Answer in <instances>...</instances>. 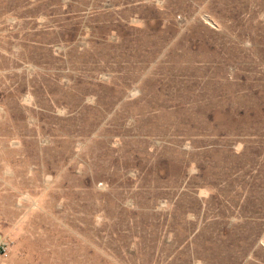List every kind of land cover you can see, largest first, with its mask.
I'll return each instance as SVG.
<instances>
[{"label":"rangeland","instance_id":"1","mask_svg":"<svg viewBox=\"0 0 264 264\" xmlns=\"http://www.w3.org/2000/svg\"><path fill=\"white\" fill-rule=\"evenodd\" d=\"M0 264H264V0H0Z\"/></svg>","mask_w":264,"mask_h":264}]
</instances>
